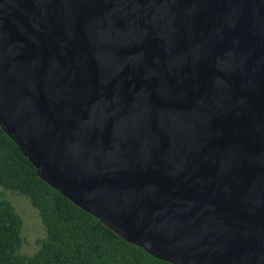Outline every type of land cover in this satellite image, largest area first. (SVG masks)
I'll list each match as a JSON object with an SVG mask.
<instances>
[{
    "label": "water",
    "instance_id": "obj_1",
    "mask_svg": "<svg viewBox=\"0 0 264 264\" xmlns=\"http://www.w3.org/2000/svg\"><path fill=\"white\" fill-rule=\"evenodd\" d=\"M0 125L152 255L264 264V0H0Z\"/></svg>",
    "mask_w": 264,
    "mask_h": 264
},
{
    "label": "trees",
    "instance_id": "obj_2",
    "mask_svg": "<svg viewBox=\"0 0 264 264\" xmlns=\"http://www.w3.org/2000/svg\"><path fill=\"white\" fill-rule=\"evenodd\" d=\"M0 185L29 199L45 228L38 249L22 252V218L0 198V264H175L129 242L42 179L0 125Z\"/></svg>",
    "mask_w": 264,
    "mask_h": 264
},
{
    "label": "rangeland",
    "instance_id": "obj_3",
    "mask_svg": "<svg viewBox=\"0 0 264 264\" xmlns=\"http://www.w3.org/2000/svg\"><path fill=\"white\" fill-rule=\"evenodd\" d=\"M11 201L22 218V252L32 255L39 247L38 240L45 235L37 209L29 199L13 190H4L0 185V198Z\"/></svg>",
    "mask_w": 264,
    "mask_h": 264
}]
</instances>
